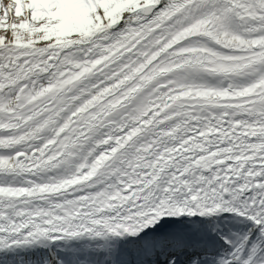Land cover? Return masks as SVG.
I'll use <instances>...</instances> for the list:
<instances>
[{"label":"snow or ice","instance_id":"6c2138e0","mask_svg":"<svg viewBox=\"0 0 264 264\" xmlns=\"http://www.w3.org/2000/svg\"><path fill=\"white\" fill-rule=\"evenodd\" d=\"M165 218L264 264V0H0V251Z\"/></svg>","mask_w":264,"mask_h":264},{"label":"bare ground","instance_id":"6f19581e","mask_svg":"<svg viewBox=\"0 0 264 264\" xmlns=\"http://www.w3.org/2000/svg\"><path fill=\"white\" fill-rule=\"evenodd\" d=\"M165 219L175 221V222H171L173 225V229H174V231H172V233L175 235H178V234H180V235L187 234L188 235L189 229L187 227L189 224H193L189 220L176 221V218H165ZM229 222L230 223H232V222L238 223L240 225H243V223H244L242 220H238V219L220 218L217 220L201 219L195 225H196V228L200 230V233H202V232H204L205 228H208L211 231H214L219 224H226ZM163 224H164V222L161 221V225H163ZM161 225H158L157 227H159ZM146 233H147V231L145 230V232H142L138 237H131V236L103 237L100 242H96V244H98V243L101 244L99 247H96L94 245V243L92 242L93 239L91 238V236H83V237L75 238V239H61V240H56L54 242L44 240V241H41V242L34 244V245H31V246L22 247V248H14V249L6 250V251H0V261H6V259L8 257L15 255V254H18V253H21V252H24V253L30 254L35 260L45 259L48 261L49 264H58V259L60 258L61 255H63L66 252H71L72 250H75L76 247L81 249V247H79L76 244H83V242H85L87 244L86 245L87 247H92L98 253H102L103 255H106V257H108V260L106 261L107 264H111V262H112L111 258L113 257V255L115 253H117L119 250H121V243H125L127 245L134 244L135 241L144 239L146 237ZM180 235H178V236H180ZM137 238H139V239H137ZM157 241H158V239L157 240L153 239L150 241V243L152 245H155V243H157ZM209 243L215 245V244H218V241L214 237L211 240H209ZM83 247L84 246H82V248ZM158 251H160V250H158ZM86 254L87 253H85V255ZM258 259H264V255H261L260 257H258ZM134 260H136V259L134 258ZM138 262L139 261H137V264H140Z\"/></svg>","mask_w":264,"mask_h":264},{"label":"rangeland","instance_id":"374dc122","mask_svg":"<svg viewBox=\"0 0 264 264\" xmlns=\"http://www.w3.org/2000/svg\"><path fill=\"white\" fill-rule=\"evenodd\" d=\"M247 232L248 231L245 229V230H243V232L238 237H233L234 244H238L243 239V236L247 234ZM137 239H139V238H137ZM83 244H85V242H83ZM19 257H22V258L26 257L29 259V262H34V264H41L42 262H44L42 260L35 262V259L30 254L24 253V252L10 256V258L14 259L15 262L17 261V258H19ZM25 263H26L25 259H22V264H25Z\"/></svg>","mask_w":264,"mask_h":264}]
</instances>
